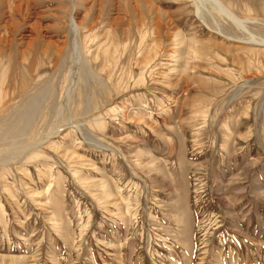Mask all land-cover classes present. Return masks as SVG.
<instances>
[{"label":"rangeland","instance_id":"rangeland-1","mask_svg":"<svg viewBox=\"0 0 264 264\" xmlns=\"http://www.w3.org/2000/svg\"><path fill=\"white\" fill-rule=\"evenodd\" d=\"M29 1L43 37L0 28V264H264V0H221L244 29L72 0L77 32Z\"/></svg>","mask_w":264,"mask_h":264},{"label":"bare ground","instance_id":"bare-ground-1","mask_svg":"<svg viewBox=\"0 0 264 264\" xmlns=\"http://www.w3.org/2000/svg\"><path fill=\"white\" fill-rule=\"evenodd\" d=\"M28 1L29 0H0V8H1V10H0V28L2 30H8L9 28H12V26L15 27L18 25L17 23H15V21H17V20H15V21L12 20L14 17L8 18L7 13H8V10L10 9V11L14 12L16 17L21 18L22 24L28 23L29 28H31L33 30L32 33L35 35L36 38L40 39L41 37H43V35H42L43 30L46 27L44 28L40 24L39 16L37 14L30 12V8H32V7L29 6ZM82 1L83 2H81V3L83 5L84 4L89 5V8L87 9L88 11L94 6L95 3H98V5L101 6L102 2H103V0H82ZM70 2L72 4V7L70 6L71 7V19H70L71 25L70 26H72L73 30L75 32H77V29L80 27V23L77 22V19H76L75 7L73 5V1L71 0ZM120 2H122V0H118V3H120ZM195 3H196L197 11H199L200 7L206 9L207 5H210L214 8V10H217L223 17L230 20L235 26H237L241 29L245 28L244 27V21L241 20L240 18H238L221 0H205V1L204 0H197V1H195ZM123 4H124V8H126L127 10H129V12L131 11L133 14H136V15H138L139 11L141 10L140 6H144L146 8H150V9H154L156 11V9L152 5V3L148 2L147 0H123ZM3 6H4V8H3ZM124 8H123V10H124ZM118 11H119V9H118ZM19 14H23V15H19ZM18 27H20V26H18ZM4 32H7V31H4ZM29 33H31V32H29ZM30 35L31 34H24V35H20V37L29 38ZM76 35H77V33H76ZM178 39H179V37H178ZM75 58H76V55H75ZM75 58H74V61H76Z\"/></svg>","mask_w":264,"mask_h":264},{"label":"crops","instance_id":"crops-1","mask_svg":"<svg viewBox=\"0 0 264 264\" xmlns=\"http://www.w3.org/2000/svg\"><path fill=\"white\" fill-rule=\"evenodd\" d=\"M245 235H247V234H245Z\"/></svg>","mask_w":264,"mask_h":264}]
</instances>
